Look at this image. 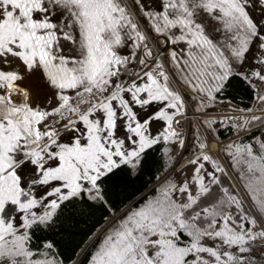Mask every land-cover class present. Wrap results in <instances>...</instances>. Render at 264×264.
I'll return each instance as SVG.
<instances>
[{
    "label": "snow or ice",
    "instance_id": "obj_1",
    "mask_svg": "<svg viewBox=\"0 0 264 264\" xmlns=\"http://www.w3.org/2000/svg\"><path fill=\"white\" fill-rule=\"evenodd\" d=\"M132 2L0 0V264H63L52 241L32 247L33 229L84 201L103 210L87 264H264V139L222 146L237 187L205 135L264 129V16L250 15L253 0ZM138 16L168 45L171 74ZM36 73L42 101L18 83ZM233 77L253 106L211 116ZM188 103L203 117L194 138L177 129ZM158 144L151 185L112 201L106 181L123 168L135 177Z\"/></svg>",
    "mask_w": 264,
    "mask_h": 264
},
{
    "label": "trees",
    "instance_id": "obj_2",
    "mask_svg": "<svg viewBox=\"0 0 264 264\" xmlns=\"http://www.w3.org/2000/svg\"><path fill=\"white\" fill-rule=\"evenodd\" d=\"M220 94H218L219 96ZM224 102L247 109L255 102L253 90L238 77L230 79L220 96ZM219 139L227 140L236 136L232 126H221L216 129ZM253 137L264 139V129L259 128L240 140L251 142ZM163 144L148 149L144 154L138 174L133 177L128 169L123 168L110 180L106 181L109 198L116 204L127 203L143 193L152 183L162 157ZM102 209L92 206L89 202H73L61 205L54 222L47 228L33 229L32 247L38 248L44 241H52L55 251L63 260V264H87L88 246L86 238L94 225L101 220ZM83 249V251H82Z\"/></svg>",
    "mask_w": 264,
    "mask_h": 264
},
{
    "label": "rangeland",
    "instance_id": "obj_3",
    "mask_svg": "<svg viewBox=\"0 0 264 264\" xmlns=\"http://www.w3.org/2000/svg\"><path fill=\"white\" fill-rule=\"evenodd\" d=\"M128 1L131 3L130 5H132L133 8L135 9V6H134L132 0H128ZM249 13L253 17L254 20H259V19L262 18V16H264V11H262V9H261L260 0H253V6L249 9ZM143 23L148 28L146 22L143 21ZM208 25H209V29L208 30H210L212 27H215V24L212 21H208ZM124 51L127 52V49H124ZM255 51H256V45H255V43H253L252 44V52H255ZM249 55H251V53H249ZM133 68L136 69L137 66H134L133 64H129V70H133ZM123 78H124V80L128 79V77L126 75ZM18 83H20V87L27 89L32 94L33 100L40 99L42 101L44 99L45 94L50 92V89L48 88V85L43 81V79H42V77L40 76L39 73H36L34 75H31V76H26L22 82H18ZM231 105H232L233 108L242 109V108H240L238 106H235L233 104H231ZM226 110H228V102H224L223 104H220L217 108H208L207 109L208 113L211 116H213V117H216L220 113H224ZM229 114H231V112H229ZM214 127H215V129H217L218 127H221V125L217 124ZM259 128H261V127H257V128H254V129H259ZM195 129H197V128L196 127L191 128V131H190V134H189V138H190V135L192 134V132H194ZM183 135L185 136L184 133H183ZM242 135H244V134H242ZM207 138H208V136H207ZM208 139H210V138H208ZM186 145H187V141H186ZM210 148H212V150L214 152H216V154H218V149L219 148H218L216 143L211 141ZM176 149H177V147L175 145H173V149L172 150H174V152L172 153V155L174 157H176L175 166L177 167V165L179 163L180 156L178 155L179 151H177ZM189 152H191V151H188L187 147H186L184 154H188ZM256 251H258V250H256ZM254 254H255V251H254Z\"/></svg>",
    "mask_w": 264,
    "mask_h": 264
},
{
    "label": "built area",
    "instance_id": "obj_4",
    "mask_svg": "<svg viewBox=\"0 0 264 264\" xmlns=\"http://www.w3.org/2000/svg\"><path fill=\"white\" fill-rule=\"evenodd\" d=\"M140 21V27L145 32V35L148 37V44L150 47L153 48L154 54L161 59L164 60L165 68L167 71H169L171 68L168 67V61H167V52L165 49L168 47V45L164 42L163 37H158L156 34L152 33L143 23V19L141 17H137ZM136 71H139V66L135 69ZM173 84H176L175 79L172 81ZM187 99V98H186ZM203 119V117L195 111V109L192 107L191 103H188L187 105V114L186 116L180 118V124L177 125L178 131H181L185 134L186 138H189V134L191 131V128L196 127L197 129H200L202 132H205L204 128L201 126L200 121ZM188 121L187 127H184L186 124L185 121ZM187 141V140H186ZM210 145L209 143L207 144Z\"/></svg>",
    "mask_w": 264,
    "mask_h": 264
},
{
    "label": "crops",
    "instance_id": "obj_5",
    "mask_svg": "<svg viewBox=\"0 0 264 264\" xmlns=\"http://www.w3.org/2000/svg\"><path fill=\"white\" fill-rule=\"evenodd\" d=\"M155 127H156V125H154V127H153V131H155ZM254 130H256V129H253L252 131H254ZM201 131V130H200ZM251 131V132H252ZM202 132V131H201ZM193 133L194 132H192V134L190 135V138H194L193 137ZM249 134V133H248ZM206 136H208V138H210V139H208L207 138V144L209 143V144H211V141H219V143L218 142H216V144H217V146H218V154H216V152H214L213 150H212V148H210V145L208 146V150L211 152V154H213L218 160H219V162L228 170V173H229V176H231L232 177V183H234V184H237V187H239V185H238V183H237V181H236V178H235V176L233 175V172H232V168H231V163H230V158L229 157H227L222 151H221V149H222V146L223 145H226V144H228L229 142H231V141H234V140H238V141H241L240 139L244 136V135H240V136H234V137H232V138H229V139H227V140H222V139H219L218 137H217V135L215 136V138H213V135L210 133H206L205 134ZM247 135V134H246ZM212 137V138H211ZM210 140V141H209ZM242 142V141H241ZM168 147H170L171 149H173V145H169ZM177 150V149H176ZM195 151V148H193V150L191 151V152H189L188 154H186V156H187V158L188 159H190V158H192V154H193V152ZM174 152V150H172V152H171V154ZM177 152V151H176ZM184 162H186V161H182L180 158H179V163H178V165H177V167H179L180 166V164H182V163H184ZM189 171H190V169H189ZM228 183V181H225V184H227Z\"/></svg>",
    "mask_w": 264,
    "mask_h": 264
},
{
    "label": "bare ground",
    "instance_id": "obj_6",
    "mask_svg": "<svg viewBox=\"0 0 264 264\" xmlns=\"http://www.w3.org/2000/svg\"><path fill=\"white\" fill-rule=\"evenodd\" d=\"M127 1H128V0H127ZM128 3H129V4H131L129 1H128ZM130 8H132V9H133V11H135V9L133 8V6H132V5H130ZM168 72H169V74H171L172 70L170 69ZM188 121H189V120L185 121V123L187 124V123H188ZM212 142L216 143L217 141H216V142H215V141H212ZM177 151H179V149H178V148H177Z\"/></svg>",
    "mask_w": 264,
    "mask_h": 264
},
{
    "label": "water",
    "instance_id": "obj_7",
    "mask_svg": "<svg viewBox=\"0 0 264 264\" xmlns=\"http://www.w3.org/2000/svg\"><path fill=\"white\" fill-rule=\"evenodd\" d=\"M125 2H126V3H128V1H127V0H125ZM128 4H129V3H128ZM129 7H130V4H129Z\"/></svg>",
    "mask_w": 264,
    "mask_h": 264
}]
</instances>
